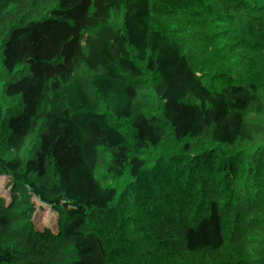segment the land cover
Masks as SVG:
<instances>
[{"label": "trees", "instance_id": "trees-1", "mask_svg": "<svg viewBox=\"0 0 264 264\" xmlns=\"http://www.w3.org/2000/svg\"><path fill=\"white\" fill-rule=\"evenodd\" d=\"M18 12L0 30V264H264V0Z\"/></svg>", "mask_w": 264, "mask_h": 264}, {"label": "rangeland", "instance_id": "rangeland-1", "mask_svg": "<svg viewBox=\"0 0 264 264\" xmlns=\"http://www.w3.org/2000/svg\"><path fill=\"white\" fill-rule=\"evenodd\" d=\"M20 14L18 12V0H0V30L2 29L5 33H9L11 29L22 28L20 25L23 23ZM20 25H17V24ZM5 27H8L5 29ZM246 118L251 121L253 120L256 107L245 104Z\"/></svg>", "mask_w": 264, "mask_h": 264}]
</instances>
